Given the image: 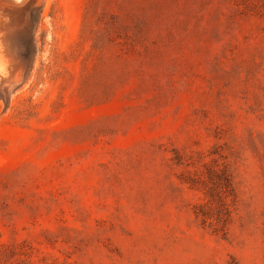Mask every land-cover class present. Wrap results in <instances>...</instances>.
Listing matches in <instances>:
<instances>
[{
  "label": "rangeland",
  "instance_id": "obj_1",
  "mask_svg": "<svg viewBox=\"0 0 264 264\" xmlns=\"http://www.w3.org/2000/svg\"><path fill=\"white\" fill-rule=\"evenodd\" d=\"M0 61V264H264V0H0Z\"/></svg>",
  "mask_w": 264,
  "mask_h": 264
},
{
  "label": "bare ground",
  "instance_id": "obj_2",
  "mask_svg": "<svg viewBox=\"0 0 264 264\" xmlns=\"http://www.w3.org/2000/svg\"><path fill=\"white\" fill-rule=\"evenodd\" d=\"M1 62H4V61H0V63H1ZM3 66H4V65H3ZM0 67H1V66H0ZM4 67H5V66H4ZM5 68H6V67H5ZM3 71H4V70H3ZM6 72H7V71H6ZM6 72H5V73H6ZM3 73H4V72H3ZM3 76H5V75H3ZM1 77H2V76H1Z\"/></svg>",
  "mask_w": 264,
  "mask_h": 264
}]
</instances>
